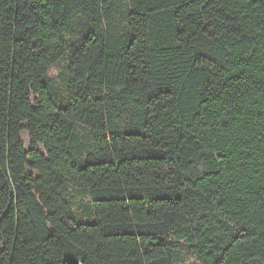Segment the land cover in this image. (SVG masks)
I'll return each mask as SVG.
<instances>
[{
	"label": "trees",
	"instance_id": "trees-1",
	"mask_svg": "<svg viewBox=\"0 0 264 264\" xmlns=\"http://www.w3.org/2000/svg\"><path fill=\"white\" fill-rule=\"evenodd\" d=\"M0 264H264V0H0Z\"/></svg>",
	"mask_w": 264,
	"mask_h": 264
},
{
	"label": "rangeland",
	"instance_id": "rangeland-1",
	"mask_svg": "<svg viewBox=\"0 0 264 264\" xmlns=\"http://www.w3.org/2000/svg\"><path fill=\"white\" fill-rule=\"evenodd\" d=\"M23 139H24V143H25V149L27 150L29 148V140H28L26 134L23 136ZM81 203L86 206L88 204L87 199L84 198Z\"/></svg>",
	"mask_w": 264,
	"mask_h": 264
}]
</instances>
